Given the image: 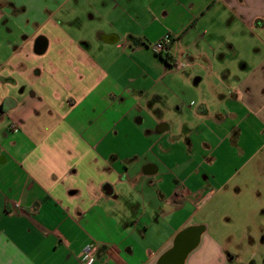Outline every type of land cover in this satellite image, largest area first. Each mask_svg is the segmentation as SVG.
I'll use <instances>...</instances> for the list:
<instances>
[{
    "label": "crops",
    "instance_id": "0c3cea01",
    "mask_svg": "<svg viewBox=\"0 0 264 264\" xmlns=\"http://www.w3.org/2000/svg\"><path fill=\"white\" fill-rule=\"evenodd\" d=\"M0 3V264H156L199 225L184 264H240L216 216L264 211V0Z\"/></svg>",
    "mask_w": 264,
    "mask_h": 264
},
{
    "label": "rangeland",
    "instance_id": "374dc122",
    "mask_svg": "<svg viewBox=\"0 0 264 264\" xmlns=\"http://www.w3.org/2000/svg\"><path fill=\"white\" fill-rule=\"evenodd\" d=\"M0 9L3 10V4L0 3ZM1 26H0V41L2 40ZM256 197L244 193L243 196L236 198L234 195L227 194V209L221 210L217 216V221H231L235 224L228 231L235 234L234 241L230 245V251L234 255H238L237 262L240 264H264V247L261 245H251L249 243H237L239 237L244 229L240 227L244 221H264V211L259 209L248 210L249 207L257 205ZM244 249V253L238 252L239 248Z\"/></svg>",
    "mask_w": 264,
    "mask_h": 264
},
{
    "label": "water",
    "instance_id": "95a60500",
    "mask_svg": "<svg viewBox=\"0 0 264 264\" xmlns=\"http://www.w3.org/2000/svg\"><path fill=\"white\" fill-rule=\"evenodd\" d=\"M205 227L189 226L178 233L174 245L166 251L156 264H184L187 255L196 248Z\"/></svg>",
    "mask_w": 264,
    "mask_h": 264
},
{
    "label": "built area",
    "instance_id": "2783aa9c",
    "mask_svg": "<svg viewBox=\"0 0 264 264\" xmlns=\"http://www.w3.org/2000/svg\"><path fill=\"white\" fill-rule=\"evenodd\" d=\"M177 40L176 35L167 34L161 39L153 42L151 44L152 50L159 55H168L169 54V47L173 42ZM188 65L187 62L183 60H176V63L173 65V69L181 70ZM16 129V128H15ZM96 251V247L88 246L84 251L83 260L86 264H92L94 259V252Z\"/></svg>",
    "mask_w": 264,
    "mask_h": 264
}]
</instances>
